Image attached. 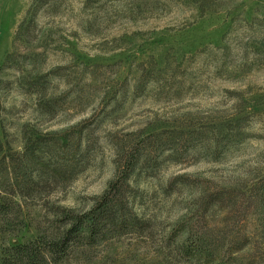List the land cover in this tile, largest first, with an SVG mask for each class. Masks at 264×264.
Here are the masks:
<instances>
[{
  "label": "rangeland",
  "instance_id": "1",
  "mask_svg": "<svg viewBox=\"0 0 264 264\" xmlns=\"http://www.w3.org/2000/svg\"><path fill=\"white\" fill-rule=\"evenodd\" d=\"M0 140V252L127 174L52 264H264V0H0Z\"/></svg>",
  "mask_w": 264,
  "mask_h": 264
},
{
  "label": "trees",
  "instance_id": "2",
  "mask_svg": "<svg viewBox=\"0 0 264 264\" xmlns=\"http://www.w3.org/2000/svg\"><path fill=\"white\" fill-rule=\"evenodd\" d=\"M4 149V143L0 140V214L9 212L14 205H19L13 197L3 194L4 192L14 190L16 195L23 197L33 183L31 176L25 175L21 178L18 175L19 170L23 169L24 173L28 170L32 159L25 157L24 162L9 159L3 154ZM4 170L9 174L8 180L2 179ZM127 177V174L124 175L120 183H117L118 180L111 182L101 199L88 212L77 213L73 209L59 206L63 216V229L55 237L5 246L0 252V264H52L60 261L67 255L73 240H76L74 236L78 239L86 234L94 237L106 223L104 216L121 210L119 196L124 184L126 185Z\"/></svg>",
  "mask_w": 264,
  "mask_h": 264
}]
</instances>
